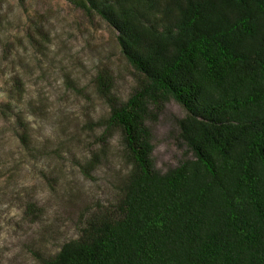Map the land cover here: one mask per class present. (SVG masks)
<instances>
[{
  "label": "trees",
  "instance_id": "obj_1",
  "mask_svg": "<svg viewBox=\"0 0 264 264\" xmlns=\"http://www.w3.org/2000/svg\"><path fill=\"white\" fill-rule=\"evenodd\" d=\"M67 2L111 28L135 83L122 100L112 70L97 71L108 113L82 169L101 165L117 133L127 171L109 204L83 210L76 238L32 252L38 264H264V0ZM47 37L38 26L29 36ZM169 101L186 112L176 127L191 157L162 172L151 124Z\"/></svg>",
  "mask_w": 264,
  "mask_h": 264
},
{
  "label": "rangeland",
  "instance_id": "obj_2",
  "mask_svg": "<svg viewBox=\"0 0 264 264\" xmlns=\"http://www.w3.org/2000/svg\"><path fill=\"white\" fill-rule=\"evenodd\" d=\"M0 16V264H38L32 252L53 255L76 238L83 210L109 204L127 171L117 133L101 165L89 176L82 169L101 147L103 129L95 124L108 113L93 83L97 71L112 70L122 100L135 83L111 28L67 0H0ZM35 26L48 34L42 45L30 42ZM185 113L169 101L151 124L162 172L191 157L176 127ZM28 204L38 218L27 214Z\"/></svg>",
  "mask_w": 264,
  "mask_h": 264
}]
</instances>
